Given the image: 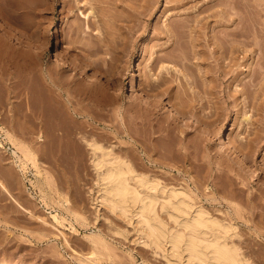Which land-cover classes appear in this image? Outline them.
Listing matches in <instances>:
<instances>
[{
  "label": "rangeland",
  "instance_id": "1",
  "mask_svg": "<svg viewBox=\"0 0 264 264\" xmlns=\"http://www.w3.org/2000/svg\"><path fill=\"white\" fill-rule=\"evenodd\" d=\"M128 2H102L96 13L82 8L99 20L100 36H106L99 43L97 25L89 22L85 32L86 18L76 9L66 12L61 0H0V179L8 190L0 187V264H170L152 247L131 241L135 234L119 212L102 205L94 223L93 171L80 131L162 184H186L210 211L219 207L207 195H222L234 205L239 246L264 264L258 258L263 246L252 239L255 227L264 237V224L251 215L246 198L248 190L264 189V0ZM74 13L79 33L70 29ZM25 54L53 70L60 63L84 81L72 98L80 95L77 107L85 115L64 109L70 111L62 116L69 120L68 137L42 104L41 81L18 59ZM11 101L29 118L42 114L47 132L55 134L43 145L34 137L19 139L34 153L22 169L10 165L5 113Z\"/></svg>",
  "mask_w": 264,
  "mask_h": 264
},
{
  "label": "bare ground",
  "instance_id": "2",
  "mask_svg": "<svg viewBox=\"0 0 264 264\" xmlns=\"http://www.w3.org/2000/svg\"><path fill=\"white\" fill-rule=\"evenodd\" d=\"M61 1L63 9L67 10L66 12L70 11L71 13L76 9L80 16H84V18L87 19H85L87 22L85 23L86 25H83L86 28L85 32H88L89 30L87 31V29H90L89 22H91L92 25H97L96 29L97 32H99L98 26L100 24H96L99 20L93 12L96 13V8H98L102 2L110 3L113 0ZM119 1L130 7L129 0ZM82 8H90L93 12L87 10L88 13H84ZM100 10L98 11L100 12ZM92 16H95L97 20H94ZM78 18L79 17H76L75 14L74 20L71 19L72 28L70 27V29H73L72 31H75V33L80 31L82 26V24H80L81 20ZM85 28L83 27L84 30ZM99 28L102 30V27ZM95 32L93 31L94 35H96ZM102 35L106 37L105 33ZM96 36L97 38H95L100 41L99 43L104 39L106 40V38L100 36V32L99 35L97 34ZM107 39L109 40L110 38ZM112 40L109 43H111ZM107 42L105 46L108 44ZM55 57H57V54H55ZM18 59L21 60L27 72L32 73L34 76L36 75L37 79L41 81L40 83L44 88V92L42 91L44 102L42 101V104L46 103L50 119L54 122V125L55 123L58 124V126L65 125L61 135L65 137L67 135L69 136L72 133L70 126H68L69 123L67 124L69 120L66 122V118L62 119V116L65 115L67 117L66 114L68 113L67 111H69H64V109H70L71 113L76 118L82 117L85 115V112H87L83 111L84 109H81L82 107H77L80 100L79 94V98L77 97L76 100L72 98L75 96L73 94L77 92H75V90L79 92L82 90L78 89L80 86H77V88L75 86H84L85 84H82L84 81L81 82L76 79L74 74H72L73 76L66 74L64 69L66 67H60V63L56 62L53 65L56 68L53 70L49 64L46 66L40 65L30 54L19 55ZM130 79H133L132 75ZM9 82L10 84L15 83V81H12L11 76ZM10 84L8 83V93L12 92V86ZM82 86L80 88H83ZM240 90L242 91L243 88ZM54 92L56 93L55 95L53 94ZM14 93V96L18 98L16 101L22 104V93L20 91ZM226 94L229 96L230 92L228 93L227 91ZM82 98L84 99V96H82L81 99ZM77 100L78 102H76ZM13 102L14 101H11V104L7 106V111L5 113L10 130H5V132L7 131L5 134L9 137H7L8 139H11L10 154L13 158L12 160L10 158V165L13 163L16 167L22 169L25 165L24 159L33 156L34 153L32 151L33 149H31L29 145L22 143L21 140L24 141L27 138L33 140L34 137L40 144L42 142L41 145H43V142H46L47 138L51 136L49 134L51 132L48 133L44 127L45 119L42 114L31 115L29 118L27 114L23 112L18 113L15 110V104ZM41 107L44 108L43 106ZM59 107L62 108V110ZM167 110L169 109L167 108ZM169 113L173 114L171 110H169ZM74 117L71 116V118ZM243 119L248 120L245 116ZM18 124L19 127H17ZM218 130H220V132L217 135L222 137L224 135L223 126H220ZM52 134L51 137L55 135L53 132ZM77 135L88 151L90 167L93 171L92 187L89 189V195L91 204L95 210L94 223L98 219V211L102 205L107 206L113 213L119 212L126 218L127 224L130 225L135 234V237L132 238L131 241L146 247H152L155 253H159L160 256L170 264L256 263V260L248 256V254L246 255L242 247L239 246L240 243H238V240H240V235L237 232L238 226L231 214V211L235 210V208L234 205L227 201L222 195H218L215 192H211L207 195L210 197V202H213L214 206L219 207V209L214 208L215 210L217 209L218 213L217 211L211 210L215 212L212 213L210 207L208 208L207 205H204L193 189L186 184V186L180 184L164 185V183L162 184L158 178L151 176V174L149 175L135 169L129 160L116 154L112 146H104L97 140L88 138L82 131L78 132ZM40 144L39 146H41ZM2 148L3 144L0 142V149ZM229 151L236 154V151L232 148H230ZM259 175L260 174H258V176ZM0 187L4 189V191H8L1 179ZM66 194H62V200L65 205H69L70 198ZM246 198L247 202L252 205V210H250L251 215L257 217V219L264 224V189L256 187L254 191L248 190L246 192ZM12 199L20 208L25 209L23 208L24 206H22L23 204L19 203L16 198L12 196ZM223 206H226V209L221 210L220 207ZM13 208L14 207H12V209ZM52 215L55 222L60 223L56 213ZM37 218L39 222L49 223L44 220L42 216ZM50 224L54 227H58L56 223L51 222ZM113 230L115 235L121 237L123 240L127 239L125 231H121L120 229ZM252 236L253 240L262 244L263 247L261 249L264 250V237L262 236L261 230L255 227L252 231ZM43 237L45 236L43 235ZM96 239H98V235H96ZM258 258L259 262L264 263L263 252ZM81 261H84V259Z\"/></svg>",
  "mask_w": 264,
  "mask_h": 264
}]
</instances>
